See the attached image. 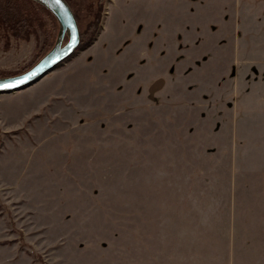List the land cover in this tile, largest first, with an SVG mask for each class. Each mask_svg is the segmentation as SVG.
Wrapping results in <instances>:
<instances>
[{
  "label": "rangeland",
  "instance_id": "1",
  "mask_svg": "<svg viewBox=\"0 0 264 264\" xmlns=\"http://www.w3.org/2000/svg\"><path fill=\"white\" fill-rule=\"evenodd\" d=\"M102 2L90 46L0 93V264H264V0ZM45 19L48 47L0 28V76Z\"/></svg>",
  "mask_w": 264,
  "mask_h": 264
},
{
  "label": "water",
  "instance_id": "2",
  "mask_svg": "<svg viewBox=\"0 0 264 264\" xmlns=\"http://www.w3.org/2000/svg\"><path fill=\"white\" fill-rule=\"evenodd\" d=\"M45 5L56 16L60 23V32L55 45L43 55L32 67L22 73L10 76H0V85L12 84L14 87H0V93L16 91L25 88L47 73L56 69L58 65L68 59L77 50L81 42V31L77 17L67 0H61L62 7L55 0H36ZM69 36L65 41L66 36ZM75 37V41L73 40Z\"/></svg>",
  "mask_w": 264,
  "mask_h": 264
},
{
  "label": "trees",
  "instance_id": "3",
  "mask_svg": "<svg viewBox=\"0 0 264 264\" xmlns=\"http://www.w3.org/2000/svg\"><path fill=\"white\" fill-rule=\"evenodd\" d=\"M67 1L71 3V0ZM103 2L102 0L99 1L98 10L93 20L88 23L84 30H81V42L77 50L80 48H87L96 38L102 17ZM46 15H49L56 25H60L58 19L51 10L36 0H0V28L7 30L8 36L10 33L16 38L26 39L31 33L35 32L37 28H40L45 32L46 40L44 45L48 47L51 45L50 40L53 37V33L47 28ZM76 16L78 18L77 14ZM65 61L61 62L58 67Z\"/></svg>",
  "mask_w": 264,
  "mask_h": 264
},
{
  "label": "snow or ice",
  "instance_id": "4",
  "mask_svg": "<svg viewBox=\"0 0 264 264\" xmlns=\"http://www.w3.org/2000/svg\"><path fill=\"white\" fill-rule=\"evenodd\" d=\"M55 3L62 7L61 0H55ZM73 40L75 41V37H73ZM14 86L15 85H12V84L0 85V87H3V88H9V87H14Z\"/></svg>",
  "mask_w": 264,
  "mask_h": 264
}]
</instances>
